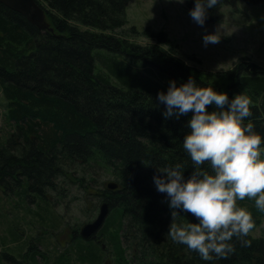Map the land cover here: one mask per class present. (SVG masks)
<instances>
[{"label":"trees","instance_id":"obj_1","mask_svg":"<svg viewBox=\"0 0 264 264\" xmlns=\"http://www.w3.org/2000/svg\"><path fill=\"white\" fill-rule=\"evenodd\" d=\"M37 1L53 31L40 29L0 2V91L8 125L0 140L2 197L6 202L17 196L18 201L11 198L24 208V220L47 226L50 234L65 222L54 205L68 190L84 204L88 221L105 201L110 213L95 237L80 236L82 223L65 222L73 230L65 252L72 250L73 255L64 261L65 252L57 245L45 252L40 248L52 244L53 236H41L28 247L0 210V221L9 229L6 236L0 234V260L5 256L11 264H101L111 257L113 264H264V237L252 233L264 211L256 208L254 198L239 201L255 218L247 237L251 245L233 237L235 252L207 261L167 238L172 209L153 179L157 166L170 163H183L186 176L193 170L183 147L193 113L165 117L166 105L158 102V92L167 91L172 78L182 82L189 76L226 90L230 98L243 91L251 97L250 119L264 134V65L244 55L224 71L193 66L181 58L166 31L151 27L143 32L167 47L133 41L131 34L140 30L127 26L131 0ZM194 2L188 0V5L192 8ZM238 3L264 0H220L206 22L221 20L225 8ZM111 180L117 188L108 187ZM32 204L44 209L47 205V213ZM181 213L183 219H197L183 209ZM27 225L35 233L41 228ZM8 236L15 244L3 248Z\"/></svg>","mask_w":264,"mask_h":264},{"label":"clouds","instance_id":"obj_2","mask_svg":"<svg viewBox=\"0 0 264 264\" xmlns=\"http://www.w3.org/2000/svg\"><path fill=\"white\" fill-rule=\"evenodd\" d=\"M219 3L195 0L189 15L204 26L210 10ZM222 38L219 26L215 31L205 30L202 37L205 46ZM157 99L166 105L165 117L193 113L187 122L190 130L183 138L193 162L191 174L186 176L183 163L177 162L157 166L153 177L157 191L166 193L172 209L167 238L185 244L207 261L235 252L233 237L250 246L247 237L255 218L239 201L254 198L256 208L264 211V134L250 119L251 97L241 91L230 98L226 90L204 86L189 76L182 82L172 78L167 91L161 89ZM210 104L215 105L212 110ZM181 209L197 219H183Z\"/></svg>","mask_w":264,"mask_h":264},{"label":"rangeland","instance_id":"obj_3","mask_svg":"<svg viewBox=\"0 0 264 264\" xmlns=\"http://www.w3.org/2000/svg\"><path fill=\"white\" fill-rule=\"evenodd\" d=\"M190 8L191 6L188 5V0H185L184 3H179V0H131L127 10L129 20L127 26L134 25L140 31L131 34L130 39L142 44L159 42L164 47H167L166 43L164 44L162 41H158L156 37L143 32L146 27H151L159 31L164 30L167 32V36L171 37L178 44L176 50L179 52L181 58L193 66L201 67L209 71L227 70L233 66L235 60L244 55H248L264 65V3L256 5L238 3L237 5L227 6L221 20L217 22H206L204 26L198 25L192 20L189 15ZM217 26H219L223 38L219 43H210L205 46L202 39L205 30L215 31ZM4 104L5 99L0 91V140L2 134L8 128L3 117ZM2 194L0 190V210L5 214L9 227L12 231L16 232V236H22L24 238L25 245L28 247L32 246L31 244L37 243L38 238L41 236H53L52 244L48 246L41 244L40 248L43 249V252L47 251V247L50 250L52 246L56 245L59 247L58 251L61 253L63 251L65 252L68 242L73 235V230L70 225L65 227L66 221L71 224H75L76 222L83 224L88 221L83 214L84 204L77 197L78 195H76L74 190L66 191L65 196L59 202L55 203V212L65 222H62L63 224L56 229V232H51L52 234L47 233V226H40L37 221L36 223H32L30 221L31 219L24 220V208L20 204L16 207L15 200L11 198L14 196L18 201L17 196L12 195L8 198V201L4 202ZM31 207L34 208L35 206L32 204ZM35 208L41 210L43 213H47V205L46 209L38 205ZM97 213L98 211L92 219L97 216ZM28 223L35 229L39 228L37 226L41 228L36 233L34 229L32 232L30 227H27L29 226L27 225ZM7 226L8 224H2L0 221V234L4 233L6 236V233L9 232ZM252 233L253 235L264 237V217L262 223ZM9 239L10 236H8L7 244L2 246L3 248H11L12 245L14 246L15 243ZM68 254L71 255L72 250H66L65 254H61L64 261L70 256ZM40 258L42 260V257ZM9 261L3 256L0 263L6 262L11 264ZM101 264H113L111 257H106ZM133 264L137 263L135 262Z\"/></svg>","mask_w":264,"mask_h":264},{"label":"water","instance_id":"obj_4","mask_svg":"<svg viewBox=\"0 0 264 264\" xmlns=\"http://www.w3.org/2000/svg\"><path fill=\"white\" fill-rule=\"evenodd\" d=\"M8 7L25 15L34 25L44 30H54L50 22L47 20L45 8L37 0H0ZM108 187L115 189L118 184L114 181L109 182ZM110 213V206L107 201L103 202L100 206L97 216L83 224L80 228V236L83 238H90L95 236L104 225V222Z\"/></svg>","mask_w":264,"mask_h":264}]
</instances>
